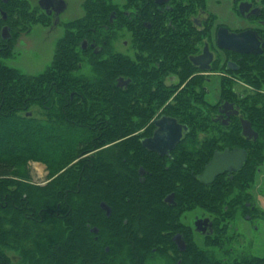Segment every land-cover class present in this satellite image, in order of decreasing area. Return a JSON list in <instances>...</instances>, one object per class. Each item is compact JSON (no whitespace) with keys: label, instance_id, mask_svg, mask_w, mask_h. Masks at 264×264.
I'll use <instances>...</instances> for the list:
<instances>
[{"label":"flooded vegetation","instance_id":"1","mask_svg":"<svg viewBox=\"0 0 264 264\" xmlns=\"http://www.w3.org/2000/svg\"><path fill=\"white\" fill-rule=\"evenodd\" d=\"M56 1L49 0L44 9L39 0H0V94L3 68L19 70L4 61L13 56L19 35L42 22L49 34L62 27L59 40L71 31L67 25L82 17L62 20L68 1L62 0L65 8L59 13ZM90 1L91 23L78 25L74 48L79 69L85 56L94 58V77L71 94L104 91L99 65L111 74L107 88L125 94L126 122L137 127L129 136L138 148L126 157L137 155L136 173L145 186L164 178L158 189L165 192L155 206L171 215L159 236H169L178 255L186 249L188 235L203 242L218 226L223 231L231 226L232 217L219 219L211 210H248L250 218L257 217L252 215L260 210L254 190L264 164V0ZM99 17H106V23L100 25ZM50 63L25 75L42 76ZM237 150L245 152L238 168L231 157L223 163L230 169L200 178L215 156ZM244 173L241 191L234 184ZM179 177L191 184L185 201ZM194 185L208 195L206 201L194 200ZM244 192L245 198L234 197ZM223 200L229 202L221 205ZM106 206L108 214L100 207L108 216ZM152 233L150 221L138 230L141 237L152 238ZM170 250L165 248L172 256Z\"/></svg>","mask_w":264,"mask_h":264},{"label":"trees","instance_id":"2","mask_svg":"<svg viewBox=\"0 0 264 264\" xmlns=\"http://www.w3.org/2000/svg\"><path fill=\"white\" fill-rule=\"evenodd\" d=\"M85 8L90 13L91 2ZM91 20L87 15L67 25L71 31L57 41L42 76L8 68L1 71L0 264H149L158 256L166 264H264V252L232 256L226 250L227 257L224 238L229 242L233 237L226 236L220 226L204 238L203 245L188 235L187 247L178 255L170 237L159 236L171 215L155 206L165 192L158 189L164 178L145 186L146 180L140 181L136 173L137 155L131 160L126 157L129 150L138 148L135 137L129 136L137 127L129 128L126 122L125 94L107 88L113 81L101 65L105 94H94L92 88L85 94H71L87 83L85 77L74 74L80 61L74 47L78 27ZM106 21V17L98 18L100 25ZM89 64L94 71V58ZM33 105L42 110L40 116L25 113ZM29 161L45 165L44 185L25 182ZM179 180L185 201L191 184L189 179ZM246 180L244 173L234 185ZM240 184L236 189L241 190ZM194 191L196 202L206 201L208 195L201 188L194 185ZM234 197L238 200L245 194ZM101 201L110 207L108 216ZM231 213L220 209L217 215L229 218ZM254 214L264 217L263 211ZM149 221L153 237L138 236L141 225ZM93 226L98 232L91 231Z\"/></svg>","mask_w":264,"mask_h":264},{"label":"rangeland","instance_id":"3","mask_svg":"<svg viewBox=\"0 0 264 264\" xmlns=\"http://www.w3.org/2000/svg\"><path fill=\"white\" fill-rule=\"evenodd\" d=\"M68 6L66 10L61 13L62 20H71L75 19L78 16H90L89 10L86 12V8L84 9L85 4H90L91 1L83 0H67ZM88 13V14H87ZM77 19V18H76ZM42 22L33 23L34 25L29 27L31 31L24 32L23 34L19 35L16 44L14 45V52L13 56L10 58L4 59V61L18 68L21 73L23 74H36L43 70L53 59L55 53V46L57 43V38L62 33V27L58 26L56 30L48 33V30L41 25ZM123 38V37H122ZM120 37L116 44L120 43ZM88 55V54H87ZM89 55L85 56L82 60V67L78 70V72L74 74H82V78L85 77L86 79H90L94 77V72L92 71V66L89 64ZM80 72V73H79ZM88 83V80H86ZM94 94H105V91L98 89H93ZM89 92V91H88ZM89 94V93H87ZM33 114L40 116L42 114V110L37 106L33 105L28 109ZM105 147V146H104ZM98 151V149L92 150L91 153ZM89 154V152L87 153ZM86 154V155H87ZM264 164L260 165V172L257 175V187L254 191L258 196V206L260 210L257 212L264 213ZM263 166V167H262ZM25 170H28L29 178L25 180V182H30L35 185H44L47 179V170L43 163L38 161H29L26 164ZM241 194V193H240ZM245 196H247V192H244ZM222 199V197H221ZM229 201H222L221 205L228 203ZM222 209V207L220 208ZM220 209H214L216 212H210L213 217L216 218L219 216L217 212L220 213ZM223 211L225 209H222ZM230 217L233 219L231 220V226H226L225 234L226 236L231 235L233 239L229 238V242L224 238V242L227 243V246L224 247L225 255H235L239 252L242 253H249L252 255H262L264 252V217L257 215V217L250 218L249 214H242L239 210L232 211ZM197 213V211H194ZM222 215V214H221ZM245 215H248L245 218ZM264 215V214H263ZM223 217H227L223 215ZM221 219V217H219ZM93 229V228H92ZM92 232H95L91 230ZM230 237V236H229ZM196 242L200 245H203L201 239L195 238ZM205 247V246H204ZM228 248H231L228 249ZM230 252L229 254L226 252ZM232 251V252H231ZM164 257H157L156 259L150 261L149 264H166Z\"/></svg>","mask_w":264,"mask_h":264},{"label":"water","instance_id":"4","mask_svg":"<svg viewBox=\"0 0 264 264\" xmlns=\"http://www.w3.org/2000/svg\"><path fill=\"white\" fill-rule=\"evenodd\" d=\"M49 1V0H48ZM47 0H39V5L40 7L47 9ZM57 6L55 8L56 13H59L61 11L64 10L65 8V3L62 0H57ZM233 158L236 162V166L235 168H238L242 161L245 159V152L241 151V150H237L231 153H228L227 151H225L224 153H220L217 156H215V158L209 163V165L206 167L204 173L202 175H200V178L202 180L205 181V177H211L213 175H216L217 173L221 172V169H230L226 166L223 165V163L225 161H227L229 158ZM100 206L106 210V214H108L109 212V208L106 206V204L104 202H101ZM205 223V222H204ZM200 223L198 221H196V226L197 229L200 230L201 228L199 227ZM204 229V228H203ZM201 229V230H203ZM93 231H96V229H92ZM179 245L180 249L184 248V245L177 239H175Z\"/></svg>","mask_w":264,"mask_h":264}]
</instances>
